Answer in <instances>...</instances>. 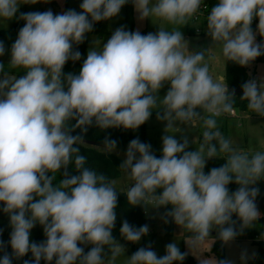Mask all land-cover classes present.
<instances>
[{
    "label": "clouds",
    "instance_id": "1",
    "mask_svg": "<svg viewBox=\"0 0 264 264\" xmlns=\"http://www.w3.org/2000/svg\"><path fill=\"white\" fill-rule=\"evenodd\" d=\"M40 0H0V20L14 17L21 4ZM47 2V0H45ZM129 0H83L81 12L23 13L25 21L11 46L10 69L0 63V203L9 217V245L0 240V264H12L29 252L23 264H117L124 246L113 236L118 191L104 174L86 166L79 145L93 122L100 129L136 130L153 110L166 122L159 158L151 145L130 141L119 168L131 181L124 194L130 206H171L163 215L186 234L192 251L214 242L215 229L228 244L260 218L256 204L258 181L264 179V151L252 154L234 147L218 127L217 117L234 113L237 98L225 76L214 78L206 61L209 49L189 51L180 28L196 16L204 0H131L141 20L155 18L173 26L142 35L117 28L102 48L88 51L79 74H65L69 61L81 58L73 45L83 43L96 22L117 16ZM90 17V19H89ZM258 18L256 31L251 25ZM207 35L219 46L226 62L250 66L264 55V0H217L206 17ZM5 46L0 41V56ZM168 85L165 95L160 90ZM249 113L264 117V78L242 84ZM75 121L74 124H70ZM202 127L201 142L188 151L189 139L175 133ZM177 129L174 133L170 130ZM117 142L105 138L108 154ZM223 161L205 172L208 160ZM69 165L77 175H69ZM62 176L57 182V174ZM238 185L229 191L228 185ZM235 215L237 221L232 217ZM39 224L46 239L31 240ZM121 237L138 243L149 233L123 221ZM79 245H92L85 253ZM105 247L109 254H105ZM158 257L149 244L140 247L125 264H176L188 255L176 242ZM210 250V248H209ZM245 257L242 256V259ZM200 264H232L230 260L201 259Z\"/></svg>",
    "mask_w": 264,
    "mask_h": 264
},
{
    "label": "rangeland",
    "instance_id": "2",
    "mask_svg": "<svg viewBox=\"0 0 264 264\" xmlns=\"http://www.w3.org/2000/svg\"><path fill=\"white\" fill-rule=\"evenodd\" d=\"M83 0H40V2L36 4H21L19 9H22L25 13L29 12H44L51 10L53 14H62L68 10H75L78 13L81 12L80 4ZM12 19L3 21L0 20V29L8 30L12 27ZM189 24L184 25L180 28L185 41L188 43L189 51L198 52L201 50L209 49L206 54V61L210 66V72L214 78H218L219 76H223L226 66V61L222 56V50L219 46H212L211 38L207 35V21L205 18L201 17L197 20L192 18ZM162 24L161 21L156 20L155 18L143 19L139 18V13L136 12L133 3L129 0L122 8L120 13L109 19L108 22V30L109 33L104 37H99L95 34L89 36L88 48L86 53V58L88 51L92 48H102L103 45L107 42V40L111 37L113 32L117 28L123 27L126 31L135 32L139 31L142 35H146L148 33H156L159 31V25ZM162 26L171 30L173 26L162 24ZM199 30L200 32H197ZM257 42H261L259 38H256ZM3 42L5 46V54L0 56V63L5 65L6 71L13 76L23 75V70L21 69H10L8 63L10 61V50L11 46L14 42H6L4 40H0ZM264 59V55H262ZM256 65V67H254ZM247 70H250V78L255 77V79L259 82L261 78H264V60L259 61L256 59L250 66L246 67ZM252 68H256V72L252 73ZM2 78V75H0ZM168 88H162L160 90L159 95L163 96L166 94ZM237 117H225L222 115L217 117L218 127L221 134L232 141L234 147L239 149H243L245 152L252 154L256 151H264V117H259L254 113L244 112L240 109L235 108ZM157 111L153 110L152 115L147 121L148 126V138L151 142L152 150L156 153H162V137L165 133L166 122L157 120ZM246 113L251 114L249 116ZM181 132L175 133V138L181 140L183 135H187L189 139V147L188 151H194L195 147L199 146L201 142V133L203 131L202 127L187 129L186 126L181 125ZM171 132L177 131V129L170 130ZM196 138V140H194ZM102 150L103 147H100ZM126 148L122 150L115 149L111 154H115L121 158L123 161L126 153ZM114 185L118 191H126L131 181L127 178L125 173L122 171V174L119 178L112 180ZM255 187L259 188V195L256 199H261L264 197V179L257 182ZM163 208H153L151 206H146V214L148 217L153 218L155 222L154 226V236H150L147 234L142 237V239L138 243H126L119 241L125 248L124 256L120 257L117 260V264H125L126 257H130L133 253H135L140 247H144L145 243L152 242V249L157 253L158 257H162L166 254V245L171 242H176L178 247L182 252H187L192 255L193 258L200 264L201 259H210L216 257L213 247L215 241L218 238V231L213 230L210 235L213 238L214 242L211 244H204L197 249L192 251L189 249L186 244L185 238L186 234L182 232V229L175 224L174 231L171 236L164 235V213ZM262 215V211H260ZM251 227L245 228L243 230V234L238 235L234 240L230 243L225 244L224 251V260H230L232 264H255V259L257 255V245L251 241L252 235L249 234V230ZM84 247V252L87 253L92 245H81ZM210 248V250H209ZM105 254H109V250L105 247ZM242 256L245 257L242 259ZM176 264H182V262H176Z\"/></svg>",
    "mask_w": 264,
    "mask_h": 264
},
{
    "label": "trees",
    "instance_id": "3",
    "mask_svg": "<svg viewBox=\"0 0 264 264\" xmlns=\"http://www.w3.org/2000/svg\"><path fill=\"white\" fill-rule=\"evenodd\" d=\"M217 2V0H204V3L202 7L204 8V17L206 19L207 15L210 12L211 7ZM25 13L22 9H19L16 17L12 20V27L8 30L0 29V40H4L6 42H15V40L18 37L19 30L24 26L25 21L22 19H19V16L21 14ZM90 19V17H89ZM108 22L109 20H104L100 22H96L93 25V30L85 35V39L83 43L79 45H73V51H79L81 53V58L77 61L69 60L65 66H64V73H72V74H79V71L82 67V64L84 60L86 59V53L88 48V41L89 36L92 34H95L99 37H104L109 33L108 30ZM258 25V18L253 20V23L251 25L253 31H256ZM199 31V30H197ZM200 32V31H199ZM257 38L260 40L262 39L259 35H257ZM12 72L13 71H8ZM16 75H19L16 74ZM225 77L227 79V84L229 88H238L239 91H235V96L237 98V104L236 108L240 109L244 112H249L246 107L245 101H239V98L243 95L242 91V84L250 80V75L248 73V70L246 67H242L238 64H235L231 61L226 62L225 66ZM165 88H168V85L164 86ZM230 92L232 90H229ZM75 121H71L70 124H74ZM147 122L141 125L136 130L131 129H124L122 127L120 128H108V129H100L95 125V122L89 127H87L86 132H82L80 128H76L73 131H71V135H82L83 136V144H80V150L81 154L85 155L86 160V166L95 170L97 173L104 174L108 179L114 180L121 176L122 170L119 168V166L122 163V160L120 157H118L115 154L111 153H104L103 150L100 149V147H104V141L105 138L115 140L117 142V150L127 149L130 141L133 139H139L143 143H148L151 145L150 139L147 135ZM87 142H93L94 145H90L85 143ZM152 149V147H151ZM152 152L159 158L162 153H156L152 150ZM223 163L222 160L213 158L207 161L205 172L207 173L210 171V169L214 167H219ZM63 169L61 170L60 174H57V182L60 179L59 176H62ZM68 173L69 175H77L78 173L74 169V166L69 165L68 167ZM229 191L234 192L237 190L238 185L235 183H231L228 185ZM125 191L118 192V203H117V220L115 222V227L113 229V236L118 240L122 242L128 243L126 240H124L120 235V227L122 226L123 221H127L129 224L133 225L136 228H139L145 224L149 226V235L154 236V226L155 222L153 218H150L146 214V206H130L127 201V197L124 194ZM264 199V197L262 198ZM4 205L0 203V240L4 241L5 249L9 255L12 254V249L9 245L10 240V233L11 228L9 226V217L2 211ZM171 209V206H167L166 208H163V213L166 211H169ZM233 220L237 221V229L239 228V221L235 215L232 217ZM260 219L262 221L260 222ZM164 222V235L165 236H171L174 231L175 223L171 220V218H167V222H165V218L163 220ZM264 230V209L262 210V215L260 218L255 222L253 226H251L249 230V234L255 236L256 234L262 232ZM46 239L44 236L43 228L39 224H36V226L31 230V240L36 243H41ZM152 245V242L145 243L144 247H147L148 245ZM81 246V245H79ZM83 247V246H81ZM84 248V247H83ZM213 251L218 258V260H224V251H225V244L222 243L219 239L215 241ZM4 255L3 251H0V257ZM257 255H259V264H264V246L261 244H257ZM32 255L29 252L26 256H24L21 259H13L12 264H23L24 260H32ZM40 264H46V262L42 259ZM52 264H55V260H53ZM182 264H198L197 261L193 258L192 255L188 254L184 261H182Z\"/></svg>",
    "mask_w": 264,
    "mask_h": 264
},
{
    "label": "built area",
    "instance_id": "4",
    "mask_svg": "<svg viewBox=\"0 0 264 264\" xmlns=\"http://www.w3.org/2000/svg\"><path fill=\"white\" fill-rule=\"evenodd\" d=\"M203 10H204V8L201 7L199 13H198L196 16H194L193 18H194L195 20H197V19H199V18H201V17H204V12H203ZM198 32H199V31H198ZM236 115H237V114H236V110H235L233 114L228 115V116H233V117H235ZM251 241H253L256 245L259 243V244H261V245L264 246V230H263L262 232L256 234L255 236H253L252 239H251ZM259 258H260L259 255H256L255 264H259Z\"/></svg>",
    "mask_w": 264,
    "mask_h": 264
},
{
    "label": "water",
    "instance_id": "5",
    "mask_svg": "<svg viewBox=\"0 0 264 264\" xmlns=\"http://www.w3.org/2000/svg\"><path fill=\"white\" fill-rule=\"evenodd\" d=\"M234 88H229V90H233ZM235 91H239V89L238 88H235L234 89ZM85 143H87V144H90V145H94V143L93 142H87V141H85ZM256 204H257V207H258V210L259 211H262L263 209H264V199H256ZM262 221V219H260V222Z\"/></svg>",
    "mask_w": 264,
    "mask_h": 264
},
{
    "label": "crops",
    "instance_id": "6",
    "mask_svg": "<svg viewBox=\"0 0 264 264\" xmlns=\"http://www.w3.org/2000/svg\"><path fill=\"white\" fill-rule=\"evenodd\" d=\"M197 32H198V31H197ZM262 57H263V56H260V57H258L257 59H258L259 61H262V60H264ZM254 67H256V65H255ZM250 72H251V71L248 70V73H250ZM254 72H256V68H254V70H253V68H252V73H251V74H254ZM10 75H11V74H10ZM249 75H250V74H249ZM223 76H225V71H224ZM250 79H255V77H252V78H250ZM255 80H256V79H255ZM228 88H229V87H228ZM251 114H252V113H251ZM251 114L246 113L247 116H249V115H251ZM225 117H233V116L225 115ZM235 117H237V115H236ZM147 135H148V129H147ZM194 140H196V138H194Z\"/></svg>",
    "mask_w": 264,
    "mask_h": 264
}]
</instances>
